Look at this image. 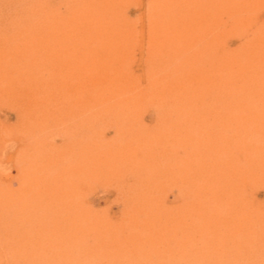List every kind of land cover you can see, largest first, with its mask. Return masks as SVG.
<instances>
[{"label":"rangeland","instance_id":"1","mask_svg":"<svg viewBox=\"0 0 264 264\" xmlns=\"http://www.w3.org/2000/svg\"><path fill=\"white\" fill-rule=\"evenodd\" d=\"M0 264H264V0H0Z\"/></svg>","mask_w":264,"mask_h":264}]
</instances>
